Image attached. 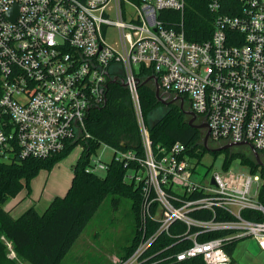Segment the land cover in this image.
<instances>
[{
  "label": "built area",
  "instance_id": "built-area-1",
  "mask_svg": "<svg viewBox=\"0 0 264 264\" xmlns=\"http://www.w3.org/2000/svg\"><path fill=\"white\" fill-rule=\"evenodd\" d=\"M186 3L0 0V160L16 154L46 158L90 137L86 116L92 106L106 103L110 80L126 83L131 92L144 152L113 149V157L126 167L139 166L126 178L141 187L142 240L115 264L196 256L206 264H232L227 247L243 238L255 239L264 250L263 173L228 169L210 182L195 179V159L185 144L154 147L138 92L141 72L153 68L162 92L180 97L208 123L203 130L210 131L211 141L248 142L263 158L264 0H207L215 28L202 42L186 37ZM164 9L179 11L182 19L166 27L159 17ZM111 27L119 33L115 43L107 38ZM108 163L90 159L87 171H106ZM180 225L185 231L178 236L189 246L165 255L169 247L154 250L162 235ZM214 232L222 235L201 239Z\"/></svg>",
  "mask_w": 264,
  "mask_h": 264
},
{
  "label": "trees",
  "instance_id": "trees-1",
  "mask_svg": "<svg viewBox=\"0 0 264 264\" xmlns=\"http://www.w3.org/2000/svg\"><path fill=\"white\" fill-rule=\"evenodd\" d=\"M159 17L166 27H171L182 19L181 13L173 9L162 10ZM183 20L185 34L190 41L202 42L209 39L215 28V14L209 9L207 0H187ZM154 73L153 68L143 69L140 75L141 82L153 76ZM138 92L144 119L156 149L164 147L169 150L176 142H182L186 145V152L191 158L199 162L206 152H212L202 144L204 130L189 123L190 116L182 110L179 102L167 105L160 101L152 80L146 84H140ZM2 94L0 73V98ZM160 106L167 108L166 114L150 125L149 113ZM86 125L91 134L90 137L70 141L62 151L49 157L21 158L16 154L11 161L0 160V264L18 263L9 256L7 242L2 236L12 242L18 258L27 264H60L104 200L110 195H113L115 203H119L122 197L131 198L136 215L135 235L131 245L126 247L122 259L131 256L138 248L142 240L139 224L143 195L141 187L127 180L126 175L130 169H138L139 166L131 164L126 167L124 163L113 157L108 163L105 175L87 171L91 156L97 153L101 143L116 150H133L143 154L140 127L130 90L120 81L109 82L106 103L91 107L86 116ZM78 144L83 147V151L73 164L74 176L64 196L55 197L43 212L31 206L19 217L13 216L5 208L10 198L18 195L25 186L30 189L32 180L41 170L52 171ZM247 147L237 146L212 153L217 155L226 152L224 159L226 170L230 169L234 160L240 158L253 172L260 170L264 175V167L257 164L252 151ZM193 214L207 217L202 216L200 212ZM245 215L249 216L246 212ZM183 231L185 226H173L170 235H162L153 245L154 250L169 247L164 255L183 250L190 245L188 241H183L178 236ZM220 235H222L221 232H214L202 236L201 239ZM238 241L227 247L231 257ZM146 254L148 255V251ZM162 264H206V262L202 256H196Z\"/></svg>",
  "mask_w": 264,
  "mask_h": 264
},
{
  "label": "rangeland",
  "instance_id": "rangeland-1",
  "mask_svg": "<svg viewBox=\"0 0 264 264\" xmlns=\"http://www.w3.org/2000/svg\"><path fill=\"white\" fill-rule=\"evenodd\" d=\"M107 38L111 43L118 41V30L115 27H111ZM176 102L181 105L180 101ZM185 109H190L186 103ZM166 112L167 108L163 106L153 110L148 115L149 124L153 125ZM220 145L218 142H210V147H218ZM113 149V147L101 143L97 148V153L93 154L91 159H101L104 162H110L114 156ZM82 151L83 147L78 144L52 171L41 170L32 180L31 190L25 186L18 195L10 198L5 207L12 209L14 216L21 215L26 209L34 206L35 203L37 204L35 207L40 212L45 211L49 205V202L46 201V196L55 188H62L66 185L72 170V164L78 160ZM225 155L226 152L217 155L212 152H206L200 162L195 159L193 162L195 164L194 178H204L210 182L216 173H225L227 171L224 168ZM250 170V167L244 164L240 158L234 160L230 167V171L236 173L248 174ZM99 174L103 176L105 171H101ZM68 189L69 186L65 194ZM43 193L44 195L41 196ZM33 199L36 201H33ZM135 217L131 198L122 197L119 203H115L113 195L108 196L70 250L62 258L60 264H115V262L122 259L126 252V247L131 245L134 238L136 230ZM2 238L6 241L3 236ZM8 249L11 257L14 250L13 244L12 247L8 246ZM15 254L17 256V253ZM11 258L15 259L18 262L17 264H27L21 261L18 256ZM232 264H264V250L253 238L239 240L232 256Z\"/></svg>",
  "mask_w": 264,
  "mask_h": 264
},
{
  "label": "water",
  "instance_id": "water-1",
  "mask_svg": "<svg viewBox=\"0 0 264 264\" xmlns=\"http://www.w3.org/2000/svg\"><path fill=\"white\" fill-rule=\"evenodd\" d=\"M18 7L15 6L10 15H13L16 11ZM151 80H154V83H155V90H156V95L158 97V99L160 101H162L164 104H172V103H175L176 101H179L180 97H173L172 94H167L165 92H162L161 90V86H160V83L158 81V78L155 77V76H151L150 78H148L147 80L143 81V82H140V80H138V85L140 84H146L148 83L149 81ZM118 80L117 79H113V80H110V82H117ZM124 86H127L126 83L122 82ZM180 107L182 108V110L189 116H191L190 120H189V123L196 127V128H199V129H206L208 127V123L207 122H202L201 124H195L194 121L197 119V114L190 110V109H185V103L184 101L181 99V105ZM203 146L208 150V151H212V152H220V151H223V150H227V149H230V148H233L235 146H248L250 148V150L252 151L253 153V156L257 162V164L261 167H264V159L262 158L260 152L250 143L248 142H229V143H225V144H222L218 147H210V131L208 130L203 138V142H202Z\"/></svg>",
  "mask_w": 264,
  "mask_h": 264
},
{
  "label": "crops",
  "instance_id": "crops-1",
  "mask_svg": "<svg viewBox=\"0 0 264 264\" xmlns=\"http://www.w3.org/2000/svg\"><path fill=\"white\" fill-rule=\"evenodd\" d=\"M75 163V162H74ZM73 163V164H74ZM73 164H72V170H71V172H70V174H69V176H68V180H67V183H66V185L65 186H63L62 188H55L54 190H52V191H50V193H49V195L48 196H46L47 197V199H46V201L47 202H51L55 197H57V196H64V194H65V192H66V189L68 188V186L70 187L71 186V183H72V179H73V176H74V172H73ZM71 182V183H70ZM68 191V190H67ZM42 195H44V193L43 194H41V196ZM33 201H36L35 199H33ZM37 204L35 203V205L34 206H36ZM7 210H9L11 213H12V209H10V208H8V207H5ZM27 210V209H26ZM25 210V211H26ZM22 214V213H21ZM12 215L14 216V214L12 213ZM20 216V215H19ZM19 216H15V217H19ZM243 239H246V238H243ZM243 239H240V240H243ZM257 242V241H256ZM236 249V248H235ZM235 251V250H234Z\"/></svg>",
  "mask_w": 264,
  "mask_h": 264
},
{
  "label": "flooded vegetation",
  "instance_id": "flooded-vegetation-1",
  "mask_svg": "<svg viewBox=\"0 0 264 264\" xmlns=\"http://www.w3.org/2000/svg\"><path fill=\"white\" fill-rule=\"evenodd\" d=\"M190 118H191V116H190ZM194 123L195 124H201L202 121L197 117V119L194 121ZM210 142H213V141L210 140Z\"/></svg>",
  "mask_w": 264,
  "mask_h": 264
}]
</instances>
